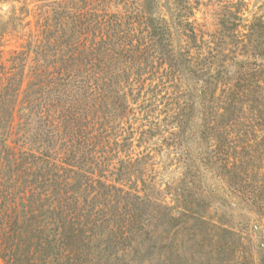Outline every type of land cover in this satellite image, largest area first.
I'll return each instance as SVG.
<instances>
[{"label": "trees", "instance_id": "trees-1", "mask_svg": "<svg viewBox=\"0 0 264 264\" xmlns=\"http://www.w3.org/2000/svg\"><path fill=\"white\" fill-rule=\"evenodd\" d=\"M10 2L0 29V264L144 262L158 217H176L146 170L150 155L136 151L149 132L137 138L133 98L175 64L205 77L200 96L219 91L206 112L208 99H199L196 137L212 144L202 160L237 184L248 206L261 205L241 191L251 173L239 152L248 146L238 145L249 134L242 119L264 113L263 15L247 20L241 8L231 27L240 29L239 51L205 59L192 22L152 15L158 0ZM6 37L19 47L6 51Z\"/></svg>", "mask_w": 264, "mask_h": 264}, {"label": "rangeland", "instance_id": "rangeland-1", "mask_svg": "<svg viewBox=\"0 0 264 264\" xmlns=\"http://www.w3.org/2000/svg\"><path fill=\"white\" fill-rule=\"evenodd\" d=\"M158 1L159 7L152 5V9L155 8L152 15H160L176 23L182 19L192 22L198 31L199 41L206 44L202 45L207 52L204 54L208 55L205 59L218 56L222 48L227 51L238 48L239 51L236 41L240 29L234 33L231 27L233 15L241 8L247 20L256 15L264 17V0ZM11 9L10 0L0 1V29L8 22ZM181 38V30L174 26V52L179 49ZM5 39L6 51L18 48L21 43L10 37ZM195 49L192 48L193 53ZM240 49L242 51L243 48ZM262 61L260 58L259 63ZM175 65L168 67V72L162 68L154 73V77L148 76L152 82L148 81L133 98V101L138 100L132 105L137 118L133 124L138 132L137 138L141 137V132H149L140 138L141 144L136 151L150 155L146 170L152 184L159 190L158 197L172 207L171 214L176 217L169 224L166 223L167 217H158L160 220L151 228L158 231V239L144 253L142 264H261L264 246V143L256 133H264V125L260 124L264 113L251 110L248 114L252 115L242 119L247 121L248 118L249 134L245 139L242 137L238 146H248L239 152L248 162L251 174L247 188L241 191L255 192L261 202L259 206H248L239 196L241 194L233 189V186L238 188L237 184L219 172L216 164L202 160L208 145L212 144L196 137L200 127L197 117L202 113L201 102H204L199 99H208L206 112L209 101L214 102L212 96L215 93L219 95V91L208 92L207 95L206 90L207 96H200L198 92L205 88V77H197L189 71L180 72ZM214 69L213 75L217 76L221 69L218 62ZM141 107L151 111L141 110ZM258 117L260 120H256ZM156 127L160 129L156 131ZM143 220L148 222L146 218Z\"/></svg>", "mask_w": 264, "mask_h": 264}]
</instances>
